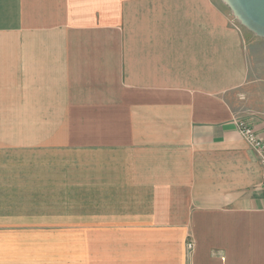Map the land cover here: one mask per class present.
<instances>
[{
	"label": "crops",
	"instance_id": "1",
	"mask_svg": "<svg viewBox=\"0 0 264 264\" xmlns=\"http://www.w3.org/2000/svg\"><path fill=\"white\" fill-rule=\"evenodd\" d=\"M240 119L264 40L220 0H0V264H264Z\"/></svg>",
	"mask_w": 264,
	"mask_h": 264
},
{
	"label": "water",
	"instance_id": "2",
	"mask_svg": "<svg viewBox=\"0 0 264 264\" xmlns=\"http://www.w3.org/2000/svg\"><path fill=\"white\" fill-rule=\"evenodd\" d=\"M246 31L264 40V0H220Z\"/></svg>",
	"mask_w": 264,
	"mask_h": 264
},
{
	"label": "built area",
	"instance_id": "3",
	"mask_svg": "<svg viewBox=\"0 0 264 264\" xmlns=\"http://www.w3.org/2000/svg\"><path fill=\"white\" fill-rule=\"evenodd\" d=\"M236 127L241 137L252 148V150L258 157L260 165L264 170V139H262L256 133L255 128L248 121L241 120V119L237 120ZM263 189H264V184H263ZM187 248L190 250L191 244H188Z\"/></svg>",
	"mask_w": 264,
	"mask_h": 264
}]
</instances>
